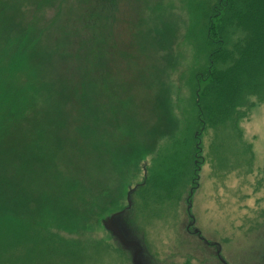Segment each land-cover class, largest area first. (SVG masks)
<instances>
[{"label": "rangeland", "instance_id": "1", "mask_svg": "<svg viewBox=\"0 0 264 264\" xmlns=\"http://www.w3.org/2000/svg\"><path fill=\"white\" fill-rule=\"evenodd\" d=\"M225 1L0 0V40L17 34L0 42V264H216L198 232L264 264V74L219 95Z\"/></svg>", "mask_w": 264, "mask_h": 264}, {"label": "trees", "instance_id": "2", "mask_svg": "<svg viewBox=\"0 0 264 264\" xmlns=\"http://www.w3.org/2000/svg\"><path fill=\"white\" fill-rule=\"evenodd\" d=\"M230 1L231 0H228V2L225 1L223 4H221L219 9L221 10L222 6L226 4L227 7L230 6ZM259 3H261L260 0H241L239 2L240 5L236 4V6L239 8L229 11V14L232 13V15L225 16L223 18V20L221 21L223 25H217L215 22L211 24L212 28L210 37L208 39L210 44L214 47V50L210 51V58L213 61L212 68H216V65L218 64L220 59H224V62L230 61L231 64V68L228 69V72L226 71L220 73V70L215 69L217 72H215L213 75L214 78L216 77L214 84H216L218 87H223L224 83H231L232 88L230 89L232 93H230L228 89L219 90L218 93L221 97H230L232 95L231 98L233 104V98L236 93V101L238 103L241 99V96L243 95V90L254 84V81L258 80L261 74H264V5L262 6L261 14L258 18L247 14L248 16H250L249 18H255V20L253 21V25L256 29L255 31H252L253 33L250 35L248 39L249 41L240 40L239 42L229 47V43L231 45V39L227 34V26L228 23H232L233 14H237V12H239L238 10L242 9V7H248L249 9L253 8L252 14H254V8L259 7ZM250 4H252L253 6H251ZM218 17H220V15ZM249 18L243 16L244 20H241L239 24L247 22ZM2 29L3 30L1 31L5 33L7 37L3 36L2 33L1 34L5 38V40L8 41L4 43L5 40H0V42L3 43V47L6 49L9 48V44L11 43L10 39H12V37L16 36L17 34H14L13 31L8 30L11 28L7 29L6 27H2ZM9 36L10 38H8ZM31 38V36L21 38V35H18L16 37L17 41L15 42V49H17L19 53L17 55L22 56L29 49V46H32L34 44L32 43L33 40H31ZM25 60L28 61V57H26V55ZM253 93L254 92L249 91L247 92V96H253L255 94Z\"/></svg>", "mask_w": 264, "mask_h": 264}, {"label": "flooded vegetation", "instance_id": "3", "mask_svg": "<svg viewBox=\"0 0 264 264\" xmlns=\"http://www.w3.org/2000/svg\"><path fill=\"white\" fill-rule=\"evenodd\" d=\"M264 170V169H263ZM198 238L201 240V242H205L207 243V249L211 251V253L213 254H210L209 257L207 256L205 258V261H210L209 263H216V264H230L228 258H227V254H225V248L224 246L220 245L219 243H214V242H210L208 241L206 238H204L200 232H198L197 234ZM207 258L209 260H207ZM195 260V262L197 263L198 262V256H194L193 258ZM208 264V263H206Z\"/></svg>", "mask_w": 264, "mask_h": 264}]
</instances>
